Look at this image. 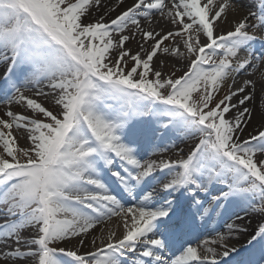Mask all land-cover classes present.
Masks as SVG:
<instances>
[{
  "label": "snow or ice",
  "instance_id": "obj_1",
  "mask_svg": "<svg viewBox=\"0 0 264 264\" xmlns=\"http://www.w3.org/2000/svg\"><path fill=\"white\" fill-rule=\"evenodd\" d=\"M254 41L264 0H0V264H219L196 217L264 219Z\"/></svg>",
  "mask_w": 264,
  "mask_h": 264
},
{
  "label": "bare ground",
  "instance_id": "obj_2",
  "mask_svg": "<svg viewBox=\"0 0 264 264\" xmlns=\"http://www.w3.org/2000/svg\"><path fill=\"white\" fill-rule=\"evenodd\" d=\"M242 2L245 6V9L251 7L253 4V0H242ZM130 46L134 47L135 46L134 42ZM251 47L256 49L257 52H259L261 48L264 47V44H262L260 41H254L252 42ZM4 69H5L4 63H0V77L2 78H4V76L6 75ZM4 80L5 79L1 80V82H3ZM1 82H0V87H1ZM2 90H3V86L0 88V91ZM257 93L259 94V85L257 86ZM261 104H264V97H260L258 95V98L253 100V105L256 108H260L261 111H264V108H261ZM155 142L157 141H154V143ZM167 142L171 143V140ZM176 142L179 148L184 149V154H186L188 150V146L191 145L186 142L180 143L178 140ZM177 150L178 149H173L167 155L172 156L173 153ZM177 194L178 193H175L174 195ZM197 198L204 201L205 208L212 207V204H209L207 202L210 199V197H205L203 195H200ZM157 199L159 203H164L162 193L158 196ZM241 207L242 206L237 203H229L225 206L223 210L222 209L217 210L218 212L221 213V215L219 216H217L215 212L212 213L210 218H206L204 220H201L200 217L197 216L194 225L195 232L200 239H203L205 237L210 238L214 236L217 232L223 233L229 237L228 240L225 242L227 248L221 247L220 245H214V247H216L217 249V252L221 253V255H218L217 257V259L219 260V264H264V241L259 239L252 240V236L254 235V230L257 228L259 224L264 223L263 219L260 217L259 214H255V213L246 214L242 212ZM234 213H239L240 216L244 217L242 221H237L236 223L240 229H246V231L234 230L231 233L227 231L225 227V223L226 222L232 223L235 220V217L232 216ZM192 242L193 244H195L197 241L193 239ZM164 244L165 247L168 249V251H166L165 253L167 254V256H172L173 253H175L176 255L179 254L178 252L179 248L175 247V245L170 244L167 239L164 241ZM232 249H235V251H231ZM226 250L229 252V254L228 256H223L222 253Z\"/></svg>",
  "mask_w": 264,
  "mask_h": 264
},
{
  "label": "rangeland",
  "instance_id": "obj_3",
  "mask_svg": "<svg viewBox=\"0 0 264 264\" xmlns=\"http://www.w3.org/2000/svg\"><path fill=\"white\" fill-rule=\"evenodd\" d=\"M143 119H148V118L145 117V118H143ZM163 131H164V130H163L162 128L159 129V131H158L157 134H156L157 137H159V135H160ZM173 138H175V136H173L172 139H173ZM185 142L188 143V144H190V145L193 143L192 141H185ZM201 195H203V194L201 193ZM263 221H264V219H263ZM164 237H165V236H162L161 238H164ZM131 259H132V257L129 256V257H128V260H131Z\"/></svg>",
  "mask_w": 264,
  "mask_h": 264
}]
</instances>
